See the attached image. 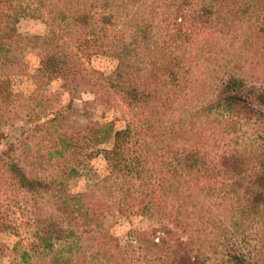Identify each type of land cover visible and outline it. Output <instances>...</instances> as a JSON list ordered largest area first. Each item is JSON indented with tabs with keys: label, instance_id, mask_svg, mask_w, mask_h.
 Wrapping results in <instances>:
<instances>
[{
	"label": "trees",
	"instance_id": "1",
	"mask_svg": "<svg viewBox=\"0 0 264 264\" xmlns=\"http://www.w3.org/2000/svg\"><path fill=\"white\" fill-rule=\"evenodd\" d=\"M54 1L63 36L31 38L50 52L40 58L36 73L73 83L74 90L112 94L131 120L120 128L96 121L43 136L41 161L53 173L12 183L25 194L36 192V216L24 213L27 227L20 233L29 240L28 250L87 237L110 264H264V245L251 248L249 257L238 246L245 239L242 222L249 219L244 197H254L253 213L264 216V147L250 157L238 147L214 152L202 115L180 116L182 101L201 98L208 114L222 111L223 117L212 120L220 123L223 137L231 134L236 142L239 122L264 116L256 107L258 97L264 103V91L244 82L248 62L264 63V0ZM3 2L12 8V0ZM17 18L0 17V28L4 24L13 34ZM228 41L231 52L222 47ZM98 52L114 60V75L107 78L91 64ZM63 113V107L55 109L45 122L56 130ZM81 141L99 145L106 171H93L90 188L71 192L70 180L88 174V157L76 151ZM49 190L54 195L47 199ZM132 213L164 222L165 236L149 247L140 241L119 246L108 218ZM7 214L17 220L15 209ZM238 215L230 230V218ZM170 225L186 239L169 241Z\"/></svg>",
	"mask_w": 264,
	"mask_h": 264
},
{
	"label": "rangeland",
	"instance_id": "2",
	"mask_svg": "<svg viewBox=\"0 0 264 264\" xmlns=\"http://www.w3.org/2000/svg\"><path fill=\"white\" fill-rule=\"evenodd\" d=\"M54 2V0H12V8L7 9L6 2L0 0V17H18L13 23V34L4 31V24L0 28V213L3 214L0 218V264H110L97 254V246L91 244L87 237L54 240L52 248L32 251L28 250L29 240L20 236L27 227L24 213H30L33 219L36 216V192L25 194L24 190L17 189L12 183L22 178L36 176L49 178L53 173L52 167L41 161L44 153L43 136L56 134L58 131H70L74 127L81 128L87 123L96 121L113 122L120 128L131 120L129 112L124 111L120 101L112 94L103 95L82 86H77L74 90L73 83L61 78L45 80L36 73L35 68L40 58L50 52L36 46L31 38L35 35L63 34L61 27L64 24L63 22L61 26L58 24L60 17L54 9ZM152 31L158 36L159 25L154 24ZM229 43V41L223 42L222 47L228 46L231 52L234 48ZM226 54L229 57V53H224L225 56ZM257 58L258 56L254 60ZM90 62L95 68L103 71L107 78L115 73L114 60L101 52L92 55ZM219 63L221 62H218V65ZM251 65L252 63L248 62L244 69L247 73L244 82L249 87L258 89L259 92L264 91V63ZM6 87L10 89V94L7 93ZM262 99L258 97L256 107L264 111V103L260 102ZM203 103L205 102L201 98L182 101L180 116L190 117L195 112L197 115H202L201 119L205 123L203 127L210 129L209 140L214 152L218 149L232 150L238 147L250 157L264 147V116L249 122H239L237 129L241 136L236 142L231 134L223 137L218 131L221 128L220 123L212 120L216 116L223 117L222 111L208 114L202 106ZM62 107L64 118L55 130L45 121L52 115V111ZM74 111L77 113H73ZM19 140L23 141V145H18ZM98 148L99 145L94 142L81 141L78 144L76 151L83 158L89 159L86 166L88 174L73 177L69 182V191L87 190L95 179V173L92 176L90 174L93 171L98 174L106 171L107 162L98 154ZM53 195L52 190L46 193L47 199ZM254 200V197L248 196L243 200L244 212L249 215V219L242 222L240 228L245 229V239L240 241L238 246L246 257H249L248 251L251 248L257 249L260 245H264V216L253 213ZM15 203H19L20 206ZM234 203L236 205L237 201L230 202L231 207ZM12 209L16 210L17 220L6 217L8 211ZM218 211H215V215L222 217L223 214H219ZM237 219L239 215L234 219L230 218L229 223L230 221L232 223L230 230L237 226L234 223ZM107 225H109V233L121 247L138 245L139 241L145 247H149L150 241H157L165 236L167 228L164 222L138 213L109 217ZM168 227L172 230L168 235L169 241L177 243L178 240L186 239V234L179 229L171 225ZM17 228L19 233L15 232ZM258 258L262 261L263 256L258 255Z\"/></svg>",
	"mask_w": 264,
	"mask_h": 264
}]
</instances>
